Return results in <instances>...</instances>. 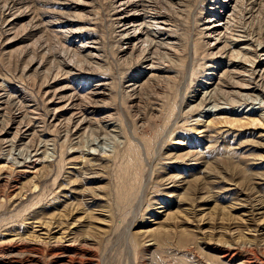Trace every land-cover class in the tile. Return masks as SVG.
I'll return each mask as SVG.
<instances>
[{"label": "rangeland", "instance_id": "obj_1", "mask_svg": "<svg viewBox=\"0 0 264 264\" xmlns=\"http://www.w3.org/2000/svg\"><path fill=\"white\" fill-rule=\"evenodd\" d=\"M0 102V264H264V0H0Z\"/></svg>", "mask_w": 264, "mask_h": 264}, {"label": "bare ground", "instance_id": "obj_2", "mask_svg": "<svg viewBox=\"0 0 264 264\" xmlns=\"http://www.w3.org/2000/svg\"><path fill=\"white\" fill-rule=\"evenodd\" d=\"M134 1V0H133ZM20 11V10H19ZM15 16V15H14ZM20 18V17H19ZM143 23V22H142ZM150 23V22H149ZM164 23V22H163ZM10 24V23H9ZM157 24V23H156ZM155 24V25H156ZM143 25V24H142ZM154 25V24H153ZM134 29V28H133ZM158 29H159V27H158ZM157 29V30H158ZM160 30V29H159ZM149 31V30H148ZM141 34H143V32H140ZM126 34H128V31H127V33ZM136 35H138V33L136 34V32L133 34V37L134 38H137L138 36H136ZM241 37H243V36H241ZM148 39V38H147ZM236 39V38H235ZM238 39V38H237ZM146 41V40H145ZM148 41V40H147ZM150 41V40H149ZM237 42L238 41H240V40H236ZM246 41V40H245ZM167 43V42H166ZM165 43V44H166ZM151 45V44H150ZM167 45V44H166ZM166 45H165V47H166ZM228 46V45H227ZM226 46V48L225 49H227L228 47ZM168 47H171V46H168ZM172 48V47H171ZM224 49V50H225ZM245 49V48H244ZM243 49V50H244ZM167 50H168V48H167ZM241 50V49H240ZM255 51V50H254ZM245 52V51H244ZM247 52V51H246ZM233 53V52H232ZM231 53V54H232ZM239 55H241V57L239 58L238 56ZM240 59V60H237V59ZM255 58H256V56L252 53H249V54H246V53H241L240 51L239 52H236V54L232 57V59H229V61H228V66L227 67H233L234 69L232 70V71H229L231 74H233V75H236V77H239L240 75L239 74H241V72H247V70H245L246 69V67H249V74H250V79H248L249 80V82L250 81H252V78H253V75H254V72H256L254 69L257 67V66H255L254 67V64H255ZM185 62V61H184ZM237 63V64H236ZM246 63L248 64V65H246ZM153 64V63H152ZM151 65V64H150ZM242 66L241 67V69H243V71H241V72H239V73H237V70H236V68L238 67V66ZM208 66V65H207ZM70 72V71H69ZM183 72V71H182ZM209 75H211V74H209ZM261 76V75H260ZM57 78V77H56ZM54 80V79H53ZM222 82V81H221ZM220 81L217 83V85L215 86V87H213V89H211L210 91H208V92H204V94H203V98H201V101H200V103L198 104V109L197 110H199L200 108H202V106H206V105H208L209 104V101L211 100V97H213V94H215V90H217L218 88H217V86L219 85V86H221V85H223V84H227L226 86L229 88V87H232V86H230L231 84H229V83H221ZM224 82V81H223ZM249 82H244L243 84H242V86H238L237 84L238 83H234L235 85H236V87H240L239 89L240 90H238L237 92L238 93H236L235 92V94L236 95H239V97L240 96H243L244 94L243 93H246L245 94V96H248V97H252V95H253V91L252 90H250L248 87L250 86V83ZM54 83V82H53ZM257 83V82H256ZM3 84V83H2ZM2 86V85H1ZM45 86V85H44ZM101 86V85H100ZM255 86H257L256 84H255ZM254 86V87H255ZM60 88V87H59ZM255 89V88H254ZM245 90H247V91H245ZM62 91V90H61ZM90 91V90H89ZM53 92H54V90H53ZM73 92V91H72ZM93 92V91H92ZM252 92V93H251ZM262 92V91H261ZM260 92V93H261ZM57 93H58V91H57ZM56 92H55V94H57ZM74 93V92H73ZM259 93V94H260ZM86 94V93H85ZM93 94V93H92ZM95 94V93H94ZM2 95V94H1ZM67 95V94H66ZM65 95V96H66ZM74 95V94H73ZM96 95V94H95ZM3 96V95H2ZM64 96V95H63ZM63 96H62V94H61V97L63 98ZM70 96V95H69ZM89 96V95H88ZM261 96V95H260ZM53 97V96H52ZM58 97V96H57ZM59 97H60V95H59ZM86 97H87V95L86 96H81V94H79V95H77V98H78V100L80 101V100H82L81 102H85V101H83V100H85L86 99ZM53 98H55V97H53ZM61 98V99H62ZM71 98V97H70ZM89 98V97H88ZM244 98V97H243ZM56 99V98H55ZM64 99V98H63ZM66 99V98H65ZM74 99H76V97L74 98ZM253 99V98H252ZM58 100V99H57ZM60 100V99H59ZM248 100V99H247ZM3 101V100H2ZM53 101V100H52ZM73 101V100H72ZM246 101V100H245ZM67 102H68V100H67ZM80 102V103H81ZM216 102V101H215ZM214 102V103H215ZM248 102V101H247ZM0 103H2V102H0ZM71 103V102H70ZM78 103V102H77ZM74 104H76V103H74ZM91 104V103H90ZM218 104V103H217ZM20 105V104H19ZM22 105V104H21ZM80 105V104H79ZM65 106V105H64ZM71 106H73V104L71 105ZM213 106H216V104L215 105H213ZM36 107H38V106H36ZM67 107V106H66ZM217 107V106H216ZM62 108V107H61ZM74 108V107H73ZM76 108V107H75ZM36 109V108H35ZM193 109V108H192ZM50 110H52V109H50ZM62 110H63V108H62ZM74 110H77V109H74ZM56 111H57V108H56ZM60 111V110H59ZM87 111V110H86ZM39 112V111H38ZM79 111L77 110V111H73L72 113L70 112V114L68 115V118H67V121L68 122H70L71 120L70 119H72V118H75V117H77L76 115H79ZM46 114V113H45ZM82 115V114H81ZM116 115V114H115ZM5 116V115H4ZM17 116V115H16ZM82 117V116H81ZM80 117V119H79V122L78 123H83V122H85V119L84 118H81ZM83 117H85V116H83ZM91 117V116H90ZM104 117V116H103ZM38 118V117H37ZM107 118V117H106ZM52 119H54L53 117H52ZM90 119H93V118H90ZM102 119V118H101ZM104 119V118H103ZM87 120H89V119H87ZM99 120V119H98ZM72 121H73V119H72ZM77 121V120H76ZM75 121V122H76ZM104 121V120H103ZM40 122V121H39ZM67 122V123H68ZM101 122V121H100ZM109 122V121H108ZM110 123V122H109ZM74 125H76V124H74ZM89 125V124H88ZM40 128V127H39ZM79 128V127H78ZM88 128V127H87ZM105 128H106V126H105ZM35 129H37V128H35ZM82 129V128H81ZM80 130V129H79ZM83 131V130H82ZM17 132V131H16ZM134 136H132V138H133ZM130 140V139H129ZM136 140V139H135ZM6 142V141H5ZM13 142V141H12ZM49 143V142H48ZM132 143V142H131ZM138 143V142H137ZM136 143V144H137ZM130 150H133L132 148H131V146L129 145L127 148H126V151L129 153V151ZM139 150V149H138ZM29 151V150H28ZM35 155V154H34ZM17 163V162H16ZM21 215V214H20ZM16 217V216H15ZM14 218V217H13ZM5 219V218H4ZM16 219L17 218H15V221H16ZM1 220V219H0ZM18 220V219H17ZM25 220V219H24ZM6 223V222H5ZM8 223V222H7ZM1 225H3V224H1ZM8 226H9V224H8ZM12 226V225H11ZM11 226H9V227H11ZM22 226V225H21ZM1 227V226H0ZM3 227V226H2ZM9 227H8V229H9ZM5 228V227H4ZM7 228V227H6ZM3 231H4V229H3ZM5 242V241H4ZM9 243V242H8ZM16 243V242H15ZM22 243V242H21ZM24 243V242H23ZM3 244H5V243H3ZM9 245V244H8ZM18 245V244H17ZM7 248V247H6ZM5 248V249H6ZM14 248V247H13ZM22 248V247H21ZM51 248V247H50ZM47 249L49 250V248L47 247ZM19 250V249H18ZM29 250V249H28ZM48 250H47V252H48ZM0 251H2V252H4V249L3 248H0ZM8 251V250H7ZM29 251H37V249L36 248H31V250H29ZM42 251H46V250H42ZM42 251H40V252H42ZM17 252V251H16ZM51 252V251H50ZM29 253V252H28ZM5 254V253H4ZM9 254V253H8ZM19 254V253H18ZM39 254V253H38ZM46 254V253H45ZM44 254V255H45ZM53 254V253H52ZM32 255V254H31ZM35 255V254H34ZM50 255V254H49ZM3 256V255H2ZM17 256V255H16ZM15 256V257H16ZM36 256V255H35ZM39 256V255H38ZM52 256H54V255H52ZM46 257V255L44 256V258ZM225 257V256H224ZM0 258H1V255H0ZM26 258V257H25ZM41 258V257H40ZM39 258V259H40ZM48 258V257H47ZM26 259H28V258H26ZM26 259H24L23 260V262L26 260ZM33 259H34V257H33ZM38 259V260H39ZM42 259H43V257H42ZM3 260V259H2ZM10 261V260H9ZM8 261V262H9ZM12 261H13V259H12ZM27 261V260H26ZM35 261V260H34ZM75 261V260H74ZM20 262V261H19ZM29 262V261H28ZM81 262V261H80ZM7 263V262H6ZM17 263V262H16ZM27 264V263H26ZM36 264V263H35ZM245 264V263H244Z\"/></svg>", "mask_w": 264, "mask_h": 264}]
</instances>
